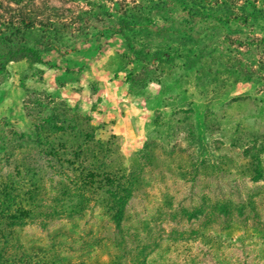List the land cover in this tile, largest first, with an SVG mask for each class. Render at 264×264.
<instances>
[{
  "label": "rangeland",
  "instance_id": "rangeland-1",
  "mask_svg": "<svg viewBox=\"0 0 264 264\" xmlns=\"http://www.w3.org/2000/svg\"><path fill=\"white\" fill-rule=\"evenodd\" d=\"M11 7L34 26L23 40L1 38L0 53L27 41L47 63L0 57V138L28 136L10 144L7 161L0 149V172L15 153L49 183L43 147L31 141L47 120L43 131L66 153L92 139L89 154L139 166L128 225L159 245L152 264L188 252L193 264H264V18L218 22L175 0H0V23ZM128 16L142 19L118 32ZM23 234L47 241L38 226Z\"/></svg>",
  "mask_w": 264,
  "mask_h": 264
},
{
  "label": "trees",
  "instance_id": "trees-1",
  "mask_svg": "<svg viewBox=\"0 0 264 264\" xmlns=\"http://www.w3.org/2000/svg\"><path fill=\"white\" fill-rule=\"evenodd\" d=\"M20 1L12 0L15 3ZM175 1L184 6L207 9V15L218 22L264 18V0ZM10 10L12 14L8 20L0 23V39L19 35V41L23 40L29 36L27 32L34 23L29 15L23 14V10L13 7ZM135 18L134 21L133 16L121 18L117 31L142 19ZM0 57H6L7 61L27 58L47 63L34 44L27 41L14 43L0 53ZM194 118V127L199 129L200 116L195 114ZM43 122L34 126L31 141L43 147L40 156L51 167L49 183H45L38 164L15 153L10 156L14 162L9 172H0V264H152L159 245L153 239H138V229L128 225L129 201L141 189L143 181L139 166L133 169L114 166L101 160L98 151L89 154L85 146L92 139H85L88 141L85 145L77 144L66 153L64 146H55L48 132L43 131ZM189 127L192 125L187 124ZM14 134L9 140L0 138V149H4L1 158L5 161L12 142L16 141L15 146L27 141L28 136ZM196 143L200 148L201 138L198 137ZM148 147L149 142H146L140 156H148ZM221 209L228 211L225 204ZM100 220L105 226L97 225ZM29 226L43 229L47 241L44 243L41 238L36 243L25 241L23 232ZM167 240L169 244L177 241L170 237ZM204 243L207 248L216 247L210 240ZM234 250L232 248V254ZM204 253L211 252L206 250ZM102 254H105L104 259L100 258ZM184 257L180 262L167 264H193L197 261L192 252Z\"/></svg>",
  "mask_w": 264,
  "mask_h": 264
}]
</instances>
